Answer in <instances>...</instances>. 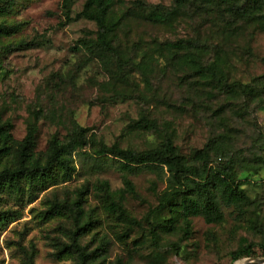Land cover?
Segmentation results:
<instances>
[{
	"label": "rangeland",
	"instance_id": "obj_1",
	"mask_svg": "<svg viewBox=\"0 0 264 264\" xmlns=\"http://www.w3.org/2000/svg\"><path fill=\"white\" fill-rule=\"evenodd\" d=\"M11 1L10 11L0 14V22L20 28L0 37L1 47L12 45L2 57L0 111L4 119L11 120L14 138L25 137L34 112L41 113L37 151H46L56 134L63 139L75 121L89 130L91 138L84 149L73 154L76 170L71 180L33 194L0 190V211L7 213L6 219L0 220V264H23L22 247L30 249L32 245L36 247L35 264H75L73 256L55 258L52 254L56 250L52 242L66 239L64 229L73 227L72 221L61 216L46 218L44 211L54 197H73L82 187H87L86 211L97 220L82 242L92 249L107 235L106 264H264L262 21L236 17L227 10L206 13L195 6L182 10L166 25L131 17L119 32L124 57V72H120L115 54L89 51L82 44L83 39H94L97 31L95 22L78 16L84 0H72L71 20L66 18L64 0ZM126 1L133 5L134 0ZM143 1L166 10L174 7V0ZM180 38L197 44L204 61H215L218 55L223 58L229 92L203 83L179 65H158L150 85L132 68L129 58L136 55L135 44L145 48L153 39ZM23 41L34 44L19 46ZM154 54L159 56L156 51ZM246 84L257 89L259 96L242 95L240 85ZM146 121L152 127H143ZM167 137L188 157L207 143H223L227 155L219 160L212 152V163L224 164L231 158L238 163L237 178L253 199L247 212L242 215L222 204L223 221L208 223L201 215L191 217L189 233L179 213L174 228L157 226L160 235L154 239L145 218L170 187L168 172L130 173L120 168L118 157L95 151L100 143L148 150ZM125 179L132 181L135 193L125 191L124 205L140 222L129 232L99 197L101 183L107 181L111 191H120L126 189ZM167 215L165 211L160 217ZM253 219L262 223V230L252 226ZM249 242L256 244L254 254L233 259V252Z\"/></svg>",
	"mask_w": 264,
	"mask_h": 264
},
{
	"label": "trees",
	"instance_id": "obj_2",
	"mask_svg": "<svg viewBox=\"0 0 264 264\" xmlns=\"http://www.w3.org/2000/svg\"><path fill=\"white\" fill-rule=\"evenodd\" d=\"M132 2L133 5L129 6L126 0H84L83 9L78 14L79 17L95 22L97 26L96 37L83 39L82 44L89 51L97 49L115 54L118 58V67L121 66L120 72H124L122 67L124 57L120 49L119 32L124 31L131 17L136 16L154 25H166L171 24L173 18H177L182 10L195 6L204 8L206 13L227 10L236 17L258 19L262 21L264 28V0H174V7L169 10L160 5H149L143 0ZM71 3L72 0L63 2L67 20H71ZM11 7V0H0V14L9 12ZM19 28L18 24L2 21L0 37L10 36ZM33 44L23 41L19 46L30 47ZM148 44L145 48L135 44L136 55L129 58L132 68L143 74L147 85L151 84L150 77L157 66L163 63L164 68L166 64L187 68L199 76L203 83L214 84L220 90L225 89L229 92L228 75L224 71V62L220 55L215 61H204L203 54L197 48L198 45L184 38L175 41L153 39ZM11 46H0V71L3 69L2 57L5 52L10 51ZM155 51L159 53V56L154 54ZM239 90L242 95L251 93V95L255 94L254 97L259 96L258 90L248 84L240 85ZM34 113V122L28 126L25 137L17 140L12 134L11 120L4 119L0 111V190L13 189L17 192L26 191L33 194L34 191L44 190L51 185L71 180L76 170L73 154L89 144L91 138L89 130L75 121L72 129L63 139L56 134L50 140L46 151H37V122L41 118V113ZM147 123L143 127H152L151 123ZM224 148L223 143H207L204 148L194 150L188 157L179 152L172 137H167L164 143L148 150L122 148L118 143L111 146L100 143L95 152L98 155L108 153L118 157L120 168L130 173H136L139 170L168 172L171 185L161 193L158 206L145 218L149 223L152 237L158 239L160 234L157 232V226L161 225L166 229H168L167 226L174 228L176 214L182 215L185 231L189 233L191 217L201 215L208 223H219L224 219L222 204L234 207L242 215L253 204L252 197L237 178L238 163L232 158L227 159L224 164L212 163L211 153H215L221 160L222 156L227 155ZM125 185L126 189L111 191L109 183L104 181L99 185V197L109 214L123 224L125 231L129 232L135 226H140V222L124 205L125 191L135 193L131 180L125 179ZM85 192L87 187H82L77 189L73 197L68 196L64 199L54 197L45 209L46 218L61 216L73 223V227L64 229L66 239L58 238L52 242V246L56 249L52 254L55 258H62L64 255L73 256L76 260L75 264H106L110 244L107 235H103L99 244L92 249L88 243L82 242L83 236L97 222L93 214L86 211ZM165 211L169 213V216L162 219L160 215ZM6 217L7 213L0 211V220ZM164 222L168 225H162ZM251 223L258 229L262 227V223L256 219H253ZM255 246L256 244L252 242L242 245L233 252V259L253 255ZM261 247L264 253V243H261ZM22 251L23 264H35L36 247L34 245L30 249L22 247Z\"/></svg>",
	"mask_w": 264,
	"mask_h": 264
}]
</instances>
